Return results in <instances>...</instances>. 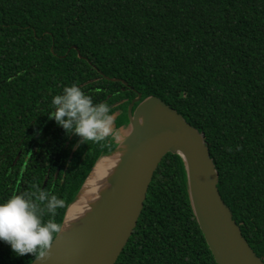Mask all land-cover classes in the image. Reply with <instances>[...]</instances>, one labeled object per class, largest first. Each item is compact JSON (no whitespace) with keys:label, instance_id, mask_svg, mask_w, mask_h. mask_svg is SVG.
<instances>
[{"label":"trees","instance_id":"16d2710c","mask_svg":"<svg viewBox=\"0 0 264 264\" xmlns=\"http://www.w3.org/2000/svg\"><path fill=\"white\" fill-rule=\"evenodd\" d=\"M73 83L124 110L155 96L203 134L221 199L264 264V0H0V202L45 190L65 202L59 223L112 150L72 153L78 136L49 118ZM34 260L0 241V264ZM115 264H216L178 155L158 164Z\"/></svg>","mask_w":264,"mask_h":264},{"label":"water","instance_id":"95a60500","mask_svg":"<svg viewBox=\"0 0 264 264\" xmlns=\"http://www.w3.org/2000/svg\"><path fill=\"white\" fill-rule=\"evenodd\" d=\"M140 99L138 94L129 106L128 125L115 130L116 147L95 162L68 205L64 231L48 255L31 264H115L137 224L152 176L168 153L183 162L192 213L215 263L263 264L221 199L203 134L159 98ZM134 102L139 103L132 113ZM103 161L104 174L93 179Z\"/></svg>","mask_w":264,"mask_h":264},{"label":"clouds","instance_id":"9594fccd","mask_svg":"<svg viewBox=\"0 0 264 264\" xmlns=\"http://www.w3.org/2000/svg\"><path fill=\"white\" fill-rule=\"evenodd\" d=\"M50 119L84 141L100 143L113 135L114 115L104 102H95L75 83L51 100ZM64 200L37 188L0 202V241L17 256L32 254L35 262L46 257L54 238L64 231L55 217ZM47 215L49 219L45 220Z\"/></svg>","mask_w":264,"mask_h":264},{"label":"flooded vegetation","instance_id":"af4514ba","mask_svg":"<svg viewBox=\"0 0 264 264\" xmlns=\"http://www.w3.org/2000/svg\"><path fill=\"white\" fill-rule=\"evenodd\" d=\"M122 90L124 91L123 88H122ZM136 97H137V95L129 100V102L127 103V105L125 107V110L123 108H120V106L127 101L126 99L119 100V101H116L114 103L109 104L111 113L114 115L113 135H114V132L116 129H118L122 126L128 125L129 106ZM140 100H143V99H140ZM138 103L139 102H134L133 106L131 107L132 113L135 110V108L137 107ZM113 135L104 141V145L106 147H109V149L112 148V150L116 147V140H115ZM79 138L80 137L77 138L76 144H77ZM80 143H79V145H80ZM93 143H94V145H97V143H95V142H93ZM76 144H75V146H76ZM79 145L76 148H75V146L73 147L72 153L78 149ZM112 150L108 151V153L111 152ZM108 153H106V154H108Z\"/></svg>","mask_w":264,"mask_h":264},{"label":"bare ground","instance_id":"6f19581e","mask_svg":"<svg viewBox=\"0 0 264 264\" xmlns=\"http://www.w3.org/2000/svg\"><path fill=\"white\" fill-rule=\"evenodd\" d=\"M105 169H106V161H103V162L100 164V166L97 167L96 172H95V177H94L93 179H95L96 176L99 177V176H101L102 174H104ZM90 184H92V182H90ZM88 191H92V187H91V185L89 186ZM88 191H87V192H88ZM75 207H76V206H75Z\"/></svg>","mask_w":264,"mask_h":264}]
</instances>
